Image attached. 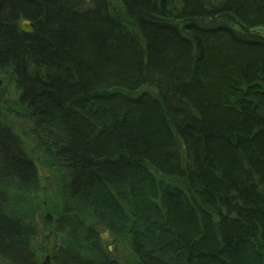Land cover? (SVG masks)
<instances>
[{"label": "trees", "instance_id": "trees-1", "mask_svg": "<svg viewBox=\"0 0 264 264\" xmlns=\"http://www.w3.org/2000/svg\"><path fill=\"white\" fill-rule=\"evenodd\" d=\"M114 1L0 0L9 112L67 177L57 232L96 256L53 263L120 264L84 218L113 230L153 207L137 264H264V0ZM39 186L0 116V261L40 264L5 192Z\"/></svg>", "mask_w": 264, "mask_h": 264}, {"label": "rangeland", "instance_id": "rangeland-1", "mask_svg": "<svg viewBox=\"0 0 264 264\" xmlns=\"http://www.w3.org/2000/svg\"><path fill=\"white\" fill-rule=\"evenodd\" d=\"M110 1L122 9L119 3L117 4L114 0ZM259 33L264 36V31ZM6 74L0 75V116L2 121L23 140L25 150L34 161L40 179L39 189L33 193L24 194L17 188L7 189L5 192L8 194L9 202L6 213L9 216L23 219L38 229L39 235L32 241V250L36 253L40 264H54V250L58 247H68L81 253L85 258L96 259L86 244L77 245L69 240L66 234H59L56 230L57 221L65 215L66 208L71 206L65 192L67 177L36 144L30 134V124L9 112L13 109L18 110L19 93L15 85L9 83L8 73ZM150 209L154 211L153 207ZM151 210L142 213L148 216ZM142 213L134 208L132 215H128V222L125 225L113 222V230L107 227V221L97 220L92 216L84 220L87 226L96 229L100 245L106 254L117 259L120 264H137L139 256L134 250L133 233L136 231V226L144 222ZM142 227L144 230L149 229L151 223L146 225L144 222ZM0 264L7 263L0 261Z\"/></svg>", "mask_w": 264, "mask_h": 264}, {"label": "water", "instance_id": "water-1", "mask_svg": "<svg viewBox=\"0 0 264 264\" xmlns=\"http://www.w3.org/2000/svg\"><path fill=\"white\" fill-rule=\"evenodd\" d=\"M31 29H32V26L29 25V24H25L22 27V30L25 31V32H29V31H31Z\"/></svg>", "mask_w": 264, "mask_h": 264}]
</instances>
